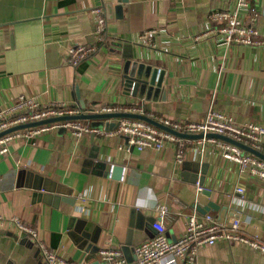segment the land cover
<instances>
[{
	"label": "crops",
	"instance_id": "obj_1",
	"mask_svg": "<svg viewBox=\"0 0 264 264\" xmlns=\"http://www.w3.org/2000/svg\"><path fill=\"white\" fill-rule=\"evenodd\" d=\"M234 3L0 0V112L25 95L80 109L85 103L86 111L138 106L147 114L196 122L213 107L238 124L264 127V45L228 44L220 35L206 34L216 25L211 10L230 9ZM250 3L264 34V0ZM96 7L104 9L110 43L92 58L70 65L67 47L93 40ZM251 13L245 15L248 22ZM150 29L160 30L152 39L154 49L139 38ZM135 62L163 73L162 86L151 96L133 95L122 86ZM112 121L117 120L102 126L85 121L100 133L76 136L59 127L30 141H11L9 152L0 157V213L22 218L49 248L85 264H98V250L108 246L120 248L133 261L135 247L154 234L156 207L162 204L169 209L165 224L170 241L183 234L191 213L203 216V207L213 201L219 209L206 213L220 224L240 218L242 231L264 243V182L241 173L218 144L195 140L183 163L175 166L174 147L129 146L126 136L106 133L112 127L106 129L105 123ZM116 165L123 167L120 179L112 175ZM21 170L50 180L53 186L47 190L52 191L41 193L67 201L55 206L35 197L32 181L28 174L21 179ZM42 255L31 236L0 230V264H43ZM193 264H264V253L241 242L220 241L202 248Z\"/></svg>",
	"mask_w": 264,
	"mask_h": 264
},
{
	"label": "built area",
	"instance_id": "obj_2",
	"mask_svg": "<svg viewBox=\"0 0 264 264\" xmlns=\"http://www.w3.org/2000/svg\"><path fill=\"white\" fill-rule=\"evenodd\" d=\"M251 10V20L246 21V13ZM250 0H235L230 9L213 8L209 14L216 25L211 27L206 34L220 35L228 44L264 45V34L257 26L259 14L253 12ZM95 18L93 40L89 44L73 43L65 52V61L70 65H77L81 61L92 58L96 53L110 43L108 24L104 9L96 7L92 10ZM159 29L144 30L139 38L149 48H156L152 42ZM200 37V36H198ZM150 40V41H149ZM96 112L127 111L143 113L144 109L130 105H107L95 109ZM82 109L65 102L41 101L33 96L21 95L6 109L0 112V132L12 126L39 121L50 117L62 115H76ZM148 115L161 123L187 133L215 132L227 135L238 141L251 145L264 152V127L256 123L238 124L224 112L210 108L202 121H189L187 119H172L165 116L148 113ZM118 125L106 131L108 135H124L129 146L139 149H153L161 151L167 147L175 148L174 165L183 163L185 151L189 144L195 140L176 137L156 126L138 119H118ZM64 127L74 135L93 132L100 133L83 120H70L53 122L38 127L16 130L0 138V157L9 152L8 145L13 140L30 141L39 137L46 131ZM199 142H212L218 144L225 157L232 159L240 165V171L251 174L264 182V161L251 153L244 152L227 142L216 139H199ZM243 192V188H238ZM158 218L153 221L154 234L135 247V259L128 261L120 248L108 246L99 250L100 264H176L178 261L193 264L199 251L220 241L241 242L264 253V243L257 238H252L242 231L240 218L233 219L228 224H220L212 213L200 216L193 212L187 218L183 234L174 241L167 236L165 221L169 216L167 205L156 207ZM8 229L16 233L27 234L40 247L43 255V264H85L82 260L64 258L59 251L49 248L38 236L37 229L26 223L18 216L7 217L0 213V230ZM169 257V258H168Z\"/></svg>",
	"mask_w": 264,
	"mask_h": 264
},
{
	"label": "water",
	"instance_id": "obj_3",
	"mask_svg": "<svg viewBox=\"0 0 264 264\" xmlns=\"http://www.w3.org/2000/svg\"><path fill=\"white\" fill-rule=\"evenodd\" d=\"M122 2H125L126 0H121ZM121 5H117V9H121ZM127 66L126 69L127 70ZM129 69V68H128ZM163 82V73L160 72L157 69H150V67H144L143 65H140L139 63H134V67L129 69V71L124 73L122 86L125 87L128 91H130L133 95H144L147 94L148 96H151L154 91L158 90L162 86ZM81 108L83 109L82 113L76 114V115H62V116H56V117H50L39 121L29 122L25 124H19L16 126H12L8 129H5L0 132V138L3 137L6 134H9L11 132H14L16 130L26 129V128H32V127H38L45 124L53 123V122H62V121H70V120H84V121H92L97 126H102L103 121H109V120H118V119H138L145 121L149 124H152L156 126L159 129H162L170 134L175 135L176 137L182 138V139H188V140H199L203 138L207 139H216L220 141L227 142L235 147H238L244 152L251 153L252 155L258 157L259 159L264 161V152L260 151L251 145H248L246 143H243L241 141H238L234 138H231L227 135L215 133V132H207V133H187L178 131L176 129H173L160 121L150 117L147 112L144 110L143 113H135V112H127V111H113V112H96L95 108H90L88 111H86V104L82 103ZM118 125V121L115 122H109L105 123V128L108 129L109 127H116ZM28 174V179L32 181V184L30 187L35 191L34 196L35 197H41L44 202L49 204H56L60 200L67 201V197H54V195L51 194H43L41 193V190H47L48 187H52V182L42 175H39L34 172H28L26 170L20 171V177L26 176ZM123 174V167L121 165H116L112 169V175H114V178L120 179ZM202 182V181H201ZM50 190V189H49ZM47 190L48 192L52 190ZM70 195V194H67ZM70 198V197H68ZM70 203L74 204L76 199H70ZM73 200V201H72ZM219 209V206L214 203L213 201H210L206 207H203V212L206 213L210 210ZM80 223V222H79ZM81 223H83L81 221ZM76 230H79L77 227ZM82 237H88V233L83 232ZM96 241L92 238V242ZM96 248L94 245H90V248ZM99 251V250H98ZM98 264H100L98 262Z\"/></svg>",
	"mask_w": 264,
	"mask_h": 264
},
{
	"label": "trees",
	"instance_id": "obj_4",
	"mask_svg": "<svg viewBox=\"0 0 264 264\" xmlns=\"http://www.w3.org/2000/svg\"><path fill=\"white\" fill-rule=\"evenodd\" d=\"M83 122H85V121L83 120Z\"/></svg>",
	"mask_w": 264,
	"mask_h": 264
}]
</instances>
